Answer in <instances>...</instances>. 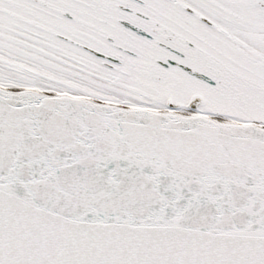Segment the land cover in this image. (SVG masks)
I'll use <instances>...</instances> for the list:
<instances>
[{
    "label": "snow or ice",
    "instance_id": "1",
    "mask_svg": "<svg viewBox=\"0 0 264 264\" xmlns=\"http://www.w3.org/2000/svg\"><path fill=\"white\" fill-rule=\"evenodd\" d=\"M0 264H264V0H0Z\"/></svg>",
    "mask_w": 264,
    "mask_h": 264
}]
</instances>
